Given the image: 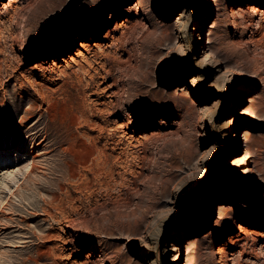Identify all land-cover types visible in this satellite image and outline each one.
Returning <instances> with one entry per match:
<instances>
[{
    "label": "rangeland",
    "instance_id": "1",
    "mask_svg": "<svg viewBox=\"0 0 264 264\" xmlns=\"http://www.w3.org/2000/svg\"><path fill=\"white\" fill-rule=\"evenodd\" d=\"M0 264H264V0H0Z\"/></svg>",
    "mask_w": 264,
    "mask_h": 264
},
{
    "label": "bare ground",
    "instance_id": "2",
    "mask_svg": "<svg viewBox=\"0 0 264 264\" xmlns=\"http://www.w3.org/2000/svg\"><path fill=\"white\" fill-rule=\"evenodd\" d=\"M14 1L15 0H8V4H10V3H14ZM209 1H211V0H209ZM7 5V4H6ZM115 13H113V14H111L110 16H113ZM177 24V23H176ZM175 24V25H176ZM120 27V26H119ZM22 47V46H21ZM81 57V56H80ZM74 59V58H73ZM54 65H56L57 63H56V61H53L52 62ZM12 147H15V150L17 151V150H20L21 149V147H20V144H15V143H13L12 144ZM28 153H29V161H28V164H27V168H26V171H25V175H28V174H31V173H33L34 172V170L37 168V166H36V161H37V158L39 157L38 155L39 154H36V153H34V152H32V151H28ZM25 175H24V177H25ZM238 228H239V230L241 231L242 229H245L244 227L242 228L241 226H238ZM243 232V231H242ZM189 253V252H188Z\"/></svg>",
    "mask_w": 264,
    "mask_h": 264
}]
</instances>
